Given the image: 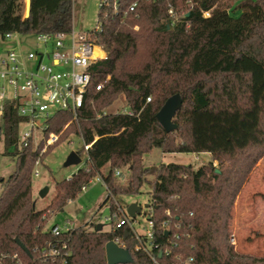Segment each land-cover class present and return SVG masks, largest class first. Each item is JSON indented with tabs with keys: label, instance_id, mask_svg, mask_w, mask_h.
<instances>
[{
	"label": "trees",
	"instance_id": "16d2710c",
	"mask_svg": "<svg viewBox=\"0 0 264 264\" xmlns=\"http://www.w3.org/2000/svg\"><path fill=\"white\" fill-rule=\"evenodd\" d=\"M168 1L120 0V12L100 6V29L87 33L107 56L91 66L92 81L78 117L59 111L46 133L60 134L68 125L91 144L89 160L56 182L45 209L33 207V172L44 157V141L36 148L19 146L21 117L12 103L6 105L0 140L16 169L2 180L0 255L18 252L25 264H108L106 245L114 240L130 250L133 262L128 264H154L136 249L139 241L129 225L101 231L89 223L74 227L63 235L71 252L66 262L41 257L42 248L56 239L45 228L46 213L64 210L100 175L108 190L102 205L110 202L111 213L118 211L116 196L138 194L145 183L152 186L148 216L154 221L160 264H187L190 258L191 264H264V256L236 249L231 230L236 199L264 157V0H236L239 16L220 0H171L186 11L174 26H169ZM134 2L136 10L124 15ZM24 8V0H0V33L73 30L74 0H30L28 16ZM176 93L183 99L173 119L178 127L167 132L157 113ZM120 94L134 115L103 112ZM174 133H180L179 139ZM154 148L207 153L210 160L199 167L183 162L146 167L143 154ZM124 166L129 168L125 182L116 175Z\"/></svg>",
	"mask_w": 264,
	"mask_h": 264
},
{
	"label": "built area",
	"instance_id": "2783aa9c",
	"mask_svg": "<svg viewBox=\"0 0 264 264\" xmlns=\"http://www.w3.org/2000/svg\"><path fill=\"white\" fill-rule=\"evenodd\" d=\"M100 6L111 7L115 12L122 11L120 0H101ZM136 7L137 2L132 3L127 10H124V15L135 11ZM211 12V9L204 11V17H209ZM168 13L169 26H174L186 11L184 9L179 11L169 0ZM24 15L26 16V10ZM99 29L100 22L98 21L95 30ZM16 34L19 35L13 32L0 33V117L4 115L6 105L9 102L12 103L13 108L21 117L18 128L19 146L32 143L36 148L44 141V146L47 147L58 140L57 133H51L49 136L46 134L50 119L59 111H69L75 119L78 117V110L85 105L86 94L92 81L91 66L96 61L106 58V52L103 46L97 45L87 32L75 33L74 30L69 33L39 32L32 34L38 43L35 49L7 47L6 43ZM96 48L102 49L104 55H95ZM102 87L103 84L100 83L96 88L101 90ZM150 100L149 97L147 101ZM120 112L134 115L128 105ZM90 146L91 144L84 145L87 153L86 161L89 160ZM39 164L38 160L37 166ZM34 174L39 175L40 170L35 168ZM116 175L123 176L119 169L116 170ZM97 179L103 181L102 177L98 176ZM87 187L88 185H85L83 190ZM116 204L118 211L111 213L105 220L116 228L129 225L139 241L136 249L145 251L154 264H160L155 255L159 245L153 241L154 221L146 218L149 228L145 234H141L134 227L137 217L133 219L118 202ZM74 227L69 226L64 229L59 224L51 225L50 231L56 239L42 248L41 257L44 260L66 262L71 252L68 248V241L63 238V235ZM163 227L168 236L170 233L169 220L163 223ZM174 236L180 237L177 234ZM173 242L176 245V241ZM232 242H235L233 235ZM162 252L160 251V254ZM166 254H170L169 249L166 250ZM6 260L10 261L9 264H25L18 252L0 255V264H4ZM191 262L192 258L187 264Z\"/></svg>",
	"mask_w": 264,
	"mask_h": 264
},
{
	"label": "rangeland",
	"instance_id": "374dc122",
	"mask_svg": "<svg viewBox=\"0 0 264 264\" xmlns=\"http://www.w3.org/2000/svg\"><path fill=\"white\" fill-rule=\"evenodd\" d=\"M24 2L26 10L27 1L24 0ZM100 3L101 0H74L73 30L75 33H86L97 28ZM220 3L225 4L228 10L236 16L242 12L236 0H220ZM6 46L35 49L38 43L32 34H16L6 43ZM127 104L125 95L120 94L112 104L103 109V112L117 113L122 111ZM188 104L186 101L185 105ZM0 126H3L1 119ZM173 137L179 139L180 133H174ZM84 145L83 138L74 134L68 125H65L61 133L58 134V140L55 143L47 147L43 146L41 154H44V157L39 159L38 166L37 163L35 165V168L40 170V174L35 175L33 172V200L36 209L41 210L48 207L55 195L56 182L71 177L86 164L87 153L84 150ZM73 150L81 152L83 161L79 165L65 166V161ZM9 151H14V148ZM143 159V164L146 167L168 162L192 163L194 167H199L208 163L210 155L191 152L164 153L161 149L154 148L152 151L144 153ZM217 164L216 162L215 165ZM15 169L16 160L11 154L6 153L2 137L0 140V193L2 180L7 179ZM119 170L123 174L120 179L125 182L129 175V168L124 166ZM107 171L108 169H106ZM97 177L88 185L87 189L81 191L74 200H71L64 210L59 212L49 210L45 215V228L48 229L53 224H59L65 229L69 226H85L87 223L90 227H94L102 223L103 228L109 230L111 224L105 218L111 214L110 202L102 205L107 198L108 190L105 183L98 180ZM44 187H49V192L45 197H42L40 192ZM151 191L152 186L145 183L138 194L115 197V201L120 204L123 210H127L133 203L142 206V213L137 215L134 222L135 229L141 234H145L149 228L146 218L150 209L146 205L150 203ZM262 194H264V157L250 175L234 204L231 230L235 238L234 245L239 252L264 256V198Z\"/></svg>",
	"mask_w": 264,
	"mask_h": 264
},
{
	"label": "water",
	"instance_id": "95a60500",
	"mask_svg": "<svg viewBox=\"0 0 264 264\" xmlns=\"http://www.w3.org/2000/svg\"><path fill=\"white\" fill-rule=\"evenodd\" d=\"M30 12V0L26 2V16ZM183 99L180 93H176L169 97L160 111L157 113V118L160 124L164 127L167 132H171L177 129L178 125L174 123L173 119L177 111L182 107ZM82 163V157L77 151H71L68 155L65 166L79 165ZM49 192V187H44L40 195L45 197ZM35 208V203L33 204ZM148 207V204L146 205ZM128 214L135 219L138 214L142 213V206L138 203L131 204L127 209ZM150 217H147L149 219ZM103 224H97L96 229L101 231L103 229ZM168 234V233H167ZM17 244L28 254L31 255L29 249L16 238ZM106 255L108 264H128L133 262V256L129 249L120 246L116 241H109L106 245Z\"/></svg>",
	"mask_w": 264,
	"mask_h": 264
},
{
	"label": "bare ground",
	"instance_id": "6f19581e",
	"mask_svg": "<svg viewBox=\"0 0 264 264\" xmlns=\"http://www.w3.org/2000/svg\"><path fill=\"white\" fill-rule=\"evenodd\" d=\"M99 50L102 51V49H100V48H96V49H95V55H104V52H103V51H102V52L100 51V52H101V53H100Z\"/></svg>",
	"mask_w": 264,
	"mask_h": 264
}]
</instances>
